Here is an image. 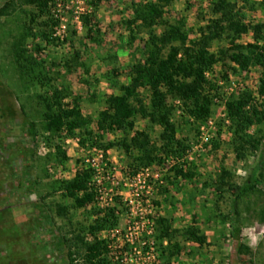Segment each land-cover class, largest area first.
I'll use <instances>...</instances> for the list:
<instances>
[{"label":"trees","instance_id":"1","mask_svg":"<svg viewBox=\"0 0 264 264\" xmlns=\"http://www.w3.org/2000/svg\"><path fill=\"white\" fill-rule=\"evenodd\" d=\"M85 1L91 10L80 12L79 18L84 24L90 25L100 0ZM172 1L144 0L130 3L133 15L123 21L128 28L130 44L137 40L141 42L144 58H134L131 63L125 93L106 96L97 115L92 117L83 113L71 89L59 83L61 73L55 69L56 64L51 60L40 59L38 54L41 45L35 43L31 49L28 47L29 38H39L55 47L66 40L65 34L59 31L62 18L59 10L64 0H23L32 10L28 13L23 30L11 43V56L20 84L25 89L33 87L35 90L36 112L42 134L67 138L78 131V144L83 148L101 149L106 168H111L107 151L115 148L125 155L126 172L130 175H136L154 162L169 161V172L174 179L192 180L197 172L196 166L190 161L191 146L186 137L176 136L175 113L179 110L180 118L191 119L193 124H207L212 107L222 102L220 124L225 126L228 136L226 144L231 147L235 157L244 159L264 150V20L246 21L243 7L237 0H210L213 15L200 27L199 36L190 40L185 30V18L169 20L164 16L161 7ZM12 4L11 1L7 2L0 9V15H5ZM258 6L264 9V0ZM254 7L251 5L252 9ZM142 33L146 38L142 37ZM248 33H251V40L243 43L241 40ZM219 38H223L227 46L212 52V44ZM110 58L112 63L117 60L114 55ZM226 60L235 65L233 70L242 73L252 67L259 69L256 91L241 85L227 97L219 95V86L211 74L218 61ZM74 64H77L76 59H64L66 67L71 68ZM118 75L119 68L112 67L108 80L113 86L119 83ZM141 89L148 91V103L141 98ZM138 117L161 128V155L158 158L152 155L149 133L137 129ZM28 125V133L32 138L39 132L38 127L34 121ZM92 125H95V130ZM114 132L121 135L111 141H104V133ZM219 134L209 139L214 149L220 147ZM130 139L135 142L134 145ZM133 148L139 153L134 155ZM26 155L27 158L31 157L29 153ZM62 157H65L64 153ZM24 174L27 173L21 176ZM263 174L258 166L242 185H237L233 181V174L226 167H221L215 177L204 184V187L212 186L216 200H221L227 193L234 197L231 211L234 217L226 216L225 219L230 218V236L236 241L234 250L238 256L250 251L239 241L238 202L256 190L264 179ZM45 176L50 177L48 170H45ZM94 176V169L79 159L71 176L57 179L50 177L48 191L32 205L31 225L22 227L13 220L0 223V264H49L46 262L48 245L41 240L40 235L30 238L32 230H37L41 235L48 234L49 245L59 253L64 252V264H122L120 255L129 249L128 243L118 246V243L97 235L104 230L117 229L123 212L120 207L110 204L93 206L86 214V222L72 223L78 209L99 202L102 186L97 184ZM55 194L65 200L54 204L55 214L66 218L69 223V228L65 230L59 228L53 231L47 227L51 222L50 206L47 207L42 201ZM0 215L3 216L1 210ZM259 217L264 223V204L259 209ZM155 223L152 238L154 243L159 241L158 245H154L155 254L162 264H173L181 253L179 237L198 245L207 243L206 236L195 226L176 229L172 227L171 220L164 216H158Z\"/></svg>","mask_w":264,"mask_h":264},{"label":"rangeland","instance_id":"2","mask_svg":"<svg viewBox=\"0 0 264 264\" xmlns=\"http://www.w3.org/2000/svg\"><path fill=\"white\" fill-rule=\"evenodd\" d=\"M9 1L13 2L12 6L5 15H0V210L3 211L0 223L13 220L26 227L33 223L32 205L48 191L50 177L57 179L71 176L77 168V160L84 159L91 148H83L78 144V131L67 138L42 134L36 112L38 107L34 97L35 90L33 87L25 89L20 84L11 56V43L23 30L32 7L23 0H0V9ZM132 1L144 0H100L91 24L86 25L80 20L79 14L91 10L88 3L85 0H64L59 10L62 15L59 31L65 34L66 40L55 47L45 44L39 38L28 39L29 49L35 43L41 45L42 49L38 54L41 60H51L56 64L55 69L61 73L59 83L71 89L86 115L95 117L109 94L125 93L131 63L134 58H144L141 42L137 40L130 44L128 28L123 21L133 15L130 6ZM237 1L243 7L246 21L264 20V9L258 6L261 0ZM251 5H255L254 9ZM161 9L166 19H186L185 30L190 40L199 36L200 27L213 15L210 0H173ZM141 35L146 38L144 33ZM250 40L251 33H248L241 41L245 43ZM226 46V41L219 38L213 42L211 51L216 52L219 47ZM111 55L117 56L115 63H112ZM73 58L77 60V64L71 68L66 67L64 59ZM114 66L119 68V83L116 86L108 80ZM234 67L227 60L215 64L211 77L219 86L221 97H227L241 85L249 86L254 91L258 87V68L252 67L248 72L242 73L233 70ZM140 96L148 103L146 89L140 90ZM222 109V102L214 105L209 119L211 123L207 124H193L191 119H181L179 110L175 113L176 136L186 137L191 146L190 161L196 166L197 172L194 179H174L169 172V161L154 162L148 168L140 170L138 177L132 178L134 175L126 172L125 155L114 148L107 151V161L111 163V178L103 180L102 194L110 205H116L123 211L117 228L121 233L127 232L129 237L138 235L141 239L153 241L152 235L156 228L154 222L158 216L168 217L172 227L176 229L189 226L199 228L207 239V243L203 245L179 237L182 245L179 256L182 260H188L189 264H264V223L259 217V209L264 204V179L256 190L238 202L239 241L250 249L249 253L240 256L234 250L236 241L230 236V218L225 219L226 216L234 217L231 214L233 195L227 193L221 200H216L212 186L204 187L221 167H226L233 174V181L237 185H242L258 166L264 173L263 149L244 159H237L231 147L226 144V129L220 124ZM32 121L36 123L39 132L31 138L28 124ZM136 126L139 131L149 133L152 155L158 158L161 155V128L150 125L140 117L136 119ZM92 127L95 130V125ZM218 132L221 144L214 149L209 139L216 137ZM95 134L98 135L96 131ZM120 135L119 132L104 133L103 139L111 141ZM130 142L135 144L131 139ZM26 153L31 157L27 158ZM62 153L65 157H62ZM132 153L135 155L139 152L133 148ZM45 170H48L50 177L45 176ZM23 173L27 174L22 177ZM56 201L65 202L60 199L59 194L48 196L42 201L47 207L50 206L51 222L47 227L53 231L68 229L66 218L58 217L54 212ZM93 206L101 205L95 203L81 207L72 218V223L86 222V214ZM148 217L154 219V226L150 230L152 232H148L151 225H148ZM39 235L48 245L46 262L64 264V252L59 253L49 245L48 234L41 235L37 230H32L29 236L35 238ZM104 235L98 234L100 237ZM107 237L113 236L107 234ZM112 243H116L115 238ZM158 244L159 241L156 242ZM127 246L132 248L130 242ZM138 255L131 253L130 259L129 256L120 255V259L122 264H141Z\"/></svg>","mask_w":264,"mask_h":264},{"label":"built area","instance_id":"3","mask_svg":"<svg viewBox=\"0 0 264 264\" xmlns=\"http://www.w3.org/2000/svg\"><path fill=\"white\" fill-rule=\"evenodd\" d=\"M208 123H211V121L209 120ZM83 160L86 165H89L91 168L94 169L95 171L94 178L97 184H100L102 186L104 179L111 178V170L110 168H106V163L103 161V153L101 149L92 147L91 149H89L87 156L84 157ZM139 175L140 173H137L136 175L132 176V178H136ZM103 195L104 194H102L101 192V195L99 196V199H98L99 201L98 204L101 206L109 204V201L104 199ZM145 201H148L147 198H145ZM147 219H149L150 221L148 225L151 224L148 232H152L150 230L154 226V223H155L154 219L152 217L150 218L148 217ZM152 222H154L153 225H152ZM105 231L107 232L104 233ZM99 233L105 234L103 237L99 236L100 238H107L109 240H113V238H115L116 243L119 244L118 246H122L124 244L123 242H126V243L130 242L132 248H130L129 250L125 251L122 254L127 257L129 256V259H130L131 253H134V254L136 253V254H139L138 258L141 264H161L157 255L155 254L154 245H156V242L154 243L153 241H147L146 239H141L140 237H138V235L129 237L130 235H128L127 232L121 233L118 228L113 229V230H104ZM107 234H109L110 237L112 236L113 237L109 238L107 237ZM135 241L137 242V245L134 244ZM137 247H139V249H137ZM126 253L128 255H126ZM124 259H127V258L125 257Z\"/></svg>","mask_w":264,"mask_h":264},{"label":"crops","instance_id":"4","mask_svg":"<svg viewBox=\"0 0 264 264\" xmlns=\"http://www.w3.org/2000/svg\"><path fill=\"white\" fill-rule=\"evenodd\" d=\"M174 264H189L188 260H182L181 257L179 256L175 261Z\"/></svg>","mask_w":264,"mask_h":264}]
</instances>
